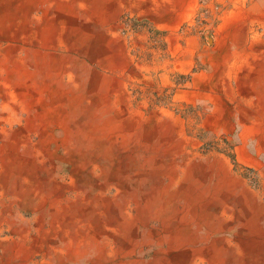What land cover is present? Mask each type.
<instances>
[{"label": "bare ground", "instance_id": "obj_1", "mask_svg": "<svg viewBox=\"0 0 264 264\" xmlns=\"http://www.w3.org/2000/svg\"><path fill=\"white\" fill-rule=\"evenodd\" d=\"M0 264H264V0H0Z\"/></svg>", "mask_w": 264, "mask_h": 264}]
</instances>
